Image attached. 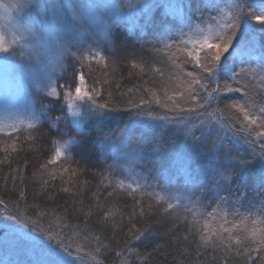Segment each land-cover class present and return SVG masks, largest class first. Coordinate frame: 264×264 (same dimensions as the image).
I'll return each mask as SVG.
<instances>
[{"label":"snow or ice","instance_id":"1","mask_svg":"<svg viewBox=\"0 0 264 264\" xmlns=\"http://www.w3.org/2000/svg\"><path fill=\"white\" fill-rule=\"evenodd\" d=\"M0 62V264H160L181 230L264 264V0H0Z\"/></svg>","mask_w":264,"mask_h":264},{"label":"trees","instance_id":"2","mask_svg":"<svg viewBox=\"0 0 264 264\" xmlns=\"http://www.w3.org/2000/svg\"><path fill=\"white\" fill-rule=\"evenodd\" d=\"M121 31L124 34H127V30L121 29ZM127 76V72L124 74ZM127 86H131V84H128ZM113 89H115V85H113ZM115 99L113 102H116V99H119V93H115ZM128 120V115L124 113H118V114H113L108 121L102 126L101 130L104 131H111L113 133L118 132L119 128L124 126V123ZM23 136V135H22ZM21 136V139H23ZM96 137V131L95 129L92 131L91 136L89 137L88 143H85L84 148H90L91 147V141L94 140ZM3 154L0 153V158H2ZM23 158H24V153H21V157L19 158V162H13L12 163V168L10 169L7 165H0V198H5V199H15L16 194L18 193V190L23 187L22 185L19 184V181H17L16 184V191H12L13 185L12 181L10 179L11 174H12V169H15L18 166L23 165ZM38 167V165H36ZM35 171V168H31L28 170L27 177H26V182L28 183V195H27V205L29 206L27 209L25 208L24 203L21 204V210H27L29 214H31V205L33 203L38 204L40 207H43V204L45 202V198L43 196L37 197L35 196V192L39 191V185H33L30 182V178L32 176V173ZM8 177L6 180L5 178ZM81 181L85 179V177L80 178ZM93 185V189H94ZM49 206H51V201H47ZM62 203V201H61ZM205 203H208V201H205ZM13 211H15V208H13ZM117 220H119V217H117ZM126 223V221H125ZM156 227L160 228V233H164L168 230V225H161L157 224ZM127 229L125 228V232ZM181 243L180 246L177 247L176 243L173 242L171 244V247H165L163 249L164 255L159 256V257H154L155 259H158L160 261V264H179L181 261H185V253H187V260H199L201 264H223V261L221 259L222 253L219 251H213L212 249H208L206 253L201 252L199 256L196 255L195 250H189L187 245L182 241L183 237V230H181ZM123 235H120L117 238V242L123 240ZM107 243V241H105ZM136 243V242H134ZM155 243H162V241H155ZM153 244L150 243L149 241H144L142 244L137 243V248L139 249L140 252L144 251H151ZM112 247H116V244L114 243ZM118 250V249H117ZM90 254H94L91 253ZM98 260H103V257H97ZM126 257H122L120 260H116L114 254L109 255L106 260H104V264H113V261L115 260V264H123V261L126 260ZM186 264V261H185Z\"/></svg>","mask_w":264,"mask_h":264},{"label":"rangeland","instance_id":"3","mask_svg":"<svg viewBox=\"0 0 264 264\" xmlns=\"http://www.w3.org/2000/svg\"><path fill=\"white\" fill-rule=\"evenodd\" d=\"M5 2H7V0H5ZM83 2L88 3V2H90V0H83ZM159 14L161 16L164 15L162 10H161V12ZM10 84H11V74L10 73H6L5 68L3 66V63L0 62V105L3 104L6 92L10 88ZM22 138H23V136H22ZM4 258H5V253H4L3 249H0V259H4ZM12 258L13 259H17V257H15V256H13ZM85 264H90V256L89 257H85Z\"/></svg>","mask_w":264,"mask_h":264}]
</instances>
